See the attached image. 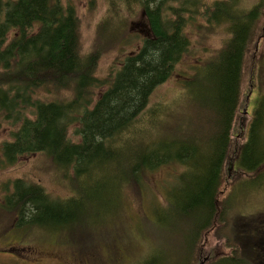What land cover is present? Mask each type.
<instances>
[{
	"label": "trees",
	"instance_id": "1",
	"mask_svg": "<svg viewBox=\"0 0 264 264\" xmlns=\"http://www.w3.org/2000/svg\"><path fill=\"white\" fill-rule=\"evenodd\" d=\"M140 1L150 37L143 40L138 52L125 58L110 81L102 82L96 77L100 52L116 46H101L100 42L104 29L114 23L111 15L99 27L96 52L84 55L81 21L69 0H0V124L7 121L19 125L12 132V141L1 146L0 169L22 157L43 153L62 173H68L74 193L79 180L92 174L94 165L115 160L116 147L122 143L128 158L124 185L140 193L163 166L182 167L170 196L171 205L184 208L190 219L185 228L189 237H184L190 243L187 264H194L204 236L218 226L227 236L223 239L227 247L237 251L211 264H236L239 259L240 264H264V257L246 256L244 248L248 245L245 241V246L240 245L239 240L253 237H237L231 212L219 201L233 170L230 167L226 175L248 53L262 19L260 10L237 12L228 0L208 8L206 26L197 28L203 27L208 34L223 24L230 31L229 40L212 59L195 67L190 78L187 69L179 68L188 57L195 60L187 29L197 20L198 8L193 2L199 5V0H179L176 9L169 5L170 0ZM229 11L233 17L220 16ZM124 22L118 23L117 38L111 43H124ZM201 75L209 80L203 85L206 91H194L184 114L165 115L162 120L163 111L156 106L149 108L157 88L174 78L186 86ZM104 86L106 90L100 92ZM43 93L56 97L41 98ZM201 93L205 94V105ZM256 114L252 137L240 151L237 163L240 170L253 173L264 166L263 156L254 166L248 164V157L257 156L264 144L256 133L263 121L264 105ZM76 125L79 140L73 142L69 133ZM124 185L119 187L117 202ZM82 192L76 193L81 196ZM6 199L12 207L0 213L18 218L20 226L66 219L63 207L37 183L14 182ZM80 202L85 203V199L71 198L63 203ZM260 226L257 232H263L262 223ZM257 239L255 252L264 245V237ZM84 253L91 255L90 250Z\"/></svg>",
	"mask_w": 264,
	"mask_h": 264
},
{
	"label": "rangeland",
	"instance_id": "2",
	"mask_svg": "<svg viewBox=\"0 0 264 264\" xmlns=\"http://www.w3.org/2000/svg\"><path fill=\"white\" fill-rule=\"evenodd\" d=\"M225 1L227 0H200L199 5L196 1L193 2L198 8L195 13L197 20L190 23L192 25L187 32L192 40L195 60L191 61L188 57L182 68H179L187 69L190 78L195 67L212 59L229 40L230 31L223 24H218L215 31H208V34L203 27L197 28L199 25L206 26L208 8L211 10L215 4ZM228 1L237 12L242 10L249 13L259 8L262 19L256 41L248 53V66L232 130L226 175L230 167L233 170L219 201L225 203L231 212L237 237H253L239 240L240 245L245 246L244 241L248 245L244 248L246 256L260 259L264 257V245L260 244L256 252L254 248L257 237H264V166L254 173L236 168L240 151L248 142L249 136L252 137L249 129L254 119H257L256 113L264 105V0ZM68 3L75 8L81 21V46L84 55L96 52L99 27L111 15L110 19L114 23L104 29L100 42L101 46H116L113 50L105 49L100 52L96 77L102 82L110 81L125 58L138 52L143 40L150 37L146 17L134 12V9L141 7L140 0H69ZM171 4L173 9L178 6ZM235 10L233 9L234 13H237ZM186 16L189 17V14ZM220 16L233 17L230 11L223 12ZM120 21L126 23L124 43H111L117 38ZM181 82L174 78L153 93L149 108L156 106L163 111L165 114L162 120L166 119L165 115L173 117L184 114L188 106H191L194 91H206L204 86L209 80L207 76L201 75L186 86ZM106 86L100 92L105 91ZM40 97L54 99L56 96H46L43 93ZM204 99L205 94H202L203 105ZM258 126L256 133L264 140V114L263 121ZM18 128L19 125L12 122L4 121L0 124V158L1 146L12 141V132ZM77 128V125L72 127L69 133L73 142L79 140L75 135ZM169 129L173 130L171 125ZM116 148L118 156L115 160H103L94 165L92 174L79 180L74 193L68 173H62L43 153L22 157L15 164L0 169V212L12 207L6 196L12 193L13 183L22 180L41 185L50 199L63 207L66 218L53 223L43 221L42 224L20 226L18 218L0 213V264H155L154 260L160 264H187L189 252L186 248L190 243L184 237H189L185 228L189 226L190 219L186 217L184 208L171 205L170 196V190L175 185L176 177L182 172V167L173 164L163 166L151 176V182L146 183V188L143 187L140 193L127 184L124 185L128 158L124 157V144L119 143ZM262 156L264 158V144L257 156L248 157V164L254 166ZM123 185L117 202L119 187ZM79 190L83 191L81 196L76 193ZM71 198L79 201L84 198L85 203H63ZM261 223L263 232H257ZM222 230L218 226L216 231L204 236L194 264H211L225 256L234 255L237 250L232 251L227 247L223 240L227 236L222 235ZM180 242L184 245L182 248ZM88 250L91 255L84 253ZM241 260L235 263L240 264Z\"/></svg>",
	"mask_w": 264,
	"mask_h": 264
},
{
	"label": "flooded vegetation",
	"instance_id": "3",
	"mask_svg": "<svg viewBox=\"0 0 264 264\" xmlns=\"http://www.w3.org/2000/svg\"><path fill=\"white\" fill-rule=\"evenodd\" d=\"M200 1V0H199ZM171 3H173V4H177L178 5V3H179V0H174L173 2L170 0L169 1V5H172ZM200 11V10H199ZM134 12L135 13H140L139 15H141V16H144L145 14V11H144V9H143V7H142V5H141V7L140 8H136V9H134ZM150 29V28H149ZM252 125H251V127H250V134H251V131H252ZM249 138H250V136H249ZM236 169H238L239 170V168H238V166H237V168Z\"/></svg>",
	"mask_w": 264,
	"mask_h": 264
}]
</instances>
